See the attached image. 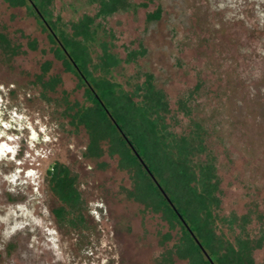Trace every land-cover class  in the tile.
I'll return each mask as SVG.
<instances>
[{
  "label": "rangeland",
  "instance_id": "rangeland-1",
  "mask_svg": "<svg viewBox=\"0 0 264 264\" xmlns=\"http://www.w3.org/2000/svg\"><path fill=\"white\" fill-rule=\"evenodd\" d=\"M130 1L105 16L96 15V0H51L47 8L70 32L71 21L93 17L90 69L106 41L120 59L110 79L132 90L152 74L168 101L169 128L198 134L202 146L193 162L214 165L216 232L259 236L264 0ZM158 7L160 16L150 19ZM0 32V264H186L174 252L179 225L129 195L135 175L110 151L108 138L90 145L86 125L70 122L69 106L90 101L77 74L56 56L48 29L26 5L0 0ZM142 48L127 59L128 49ZM52 78L54 86L44 88ZM185 96L188 113L180 106ZM62 167L76 196L62 198L57 188ZM251 256L264 263V241Z\"/></svg>",
  "mask_w": 264,
  "mask_h": 264
},
{
  "label": "trees",
  "instance_id": "trees-1",
  "mask_svg": "<svg viewBox=\"0 0 264 264\" xmlns=\"http://www.w3.org/2000/svg\"><path fill=\"white\" fill-rule=\"evenodd\" d=\"M4 1L10 5H26L48 29L50 40L57 44L54 47L56 56L62 58L66 67L77 74L85 86L84 96L90 101L88 106L78 105V102L69 106L75 111L71 114L70 122L86 125L90 132V145L101 138H108L111 143L110 151L118 152L121 165L129 168L135 175L134 189L129 191V195L153 211L160 212L171 226L179 225L181 235L174 244V252L180 257H187L186 264H211L122 133L138 151L215 264H255L251 252L253 248L262 245L264 232L255 238L241 232L235 234L233 239L216 232L218 217L214 209L219 204V198L216 193L218 180L214 165L207 161L193 162L192 155L202 146L198 134L190 137L169 128L165 120V112L169 110L168 101L163 89L154 84L152 74L147 72L146 77L141 82H136L132 90H127L119 81L110 79L108 74L111 67L120 59L108 49L106 41L101 42L98 60L93 62V69H90L88 62L91 61V56L87 41L93 39L90 27L92 16L84 15L71 21L70 32L51 19V11L47 8L51 0ZM96 1L97 16L112 14L132 4L130 0ZM161 11L158 7L150 11L148 17L158 18ZM0 38L5 39L3 32H0ZM143 50L128 49L127 59H134ZM97 69L99 73L96 74L93 70ZM55 80L52 78L45 81L44 88H52ZM187 98L185 96L180 101V106L186 113ZM64 169L62 167V171L57 174V188L62 198L76 196L73 179ZM243 224L242 221L241 226ZM169 252L172 255L173 251Z\"/></svg>",
  "mask_w": 264,
  "mask_h": 264
},
{
  "label": "water",
  "instance_id": "water-1",
  "mask_svg": "<svg viewBox=\"0 0 264 264\" xmlns=\"http://www.w3.org/2000/svg\"><path fill=\"white\" fill-rule=\"evenodd\" d=\"M107 111V113L110 115L109 111L107 109H105ZM112 118V117H111ZM112 121L115 122L114 118H112ZM117 126V124H116ZM124 138L127 140V142L129 143V145L131 146L132 150L134 151V153L136 154V156L138 157V159L140 160V162L144 165V167L146 168L147 172L149 173V175L151 176V178L153 179V181L156 183V185L160 188L162 194L165 196V198L167 199V201L170 203V205L174 208V210L177 212V215L179 216V218L181 219V221L183 222V224L187 227V229L189 230L190 234L193 236V238L195 239V241L197 242V244L199 245L200 249L202 250V252L204 253V255L208 258V260L210 261L211 264H215L214 261L212 260L211 256L208 254V252L206 251V249L202 246L201 242L198 240V238L194 235V233L192 232V230L190 229V227L188 226V224L186 223V221L182 218L180 212L176 209L175 205L173 204V202L171 201L170 197L167 195V193L164 191V189H162L160 183L157 181L156 177L151 173V171L149 170V167L145 164V162L143 161V159L141 158V156L139 155L138 151L134 148V146L129 142L128 138L124 135V133H122Z\"/></svg>",
  "mask_w": 264,
  "mask_h": 264
}]
</instances>
